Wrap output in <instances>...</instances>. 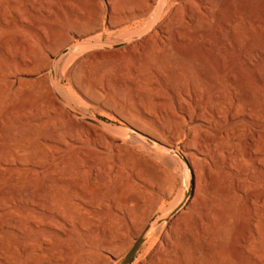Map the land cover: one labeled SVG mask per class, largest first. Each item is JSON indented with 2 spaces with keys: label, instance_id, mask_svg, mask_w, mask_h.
<instances>
[{
  "label": "rangeland",
  "instance_id": "rangeland-1",
  "mask_svg": "<svg viewBox=\"0 0 264 264\" xmlns=\"http://www.w3.org/2000/svg\"><path fill=\"white\" fill-rule=\"evenodd\" d=\"M5 1L0 0V6ZM43 1L19 0L17 15L10 13L12 12L10 6H7V15L4 17V21L0 23V145L14 142L17 145L30 148V152L26 157L22 156L18 159L12 156L11 153L10 157H4L6 161L12 163L6 166L2 165V156L0 155V190L4 189L10 178L21 177L23 168L18 165L19 162L34 159L44 160L50 164L60 163L65 159L71 160L81 155L85 156L84 151L93 148L87 135L80 143L69 142L65 147L49 141L51 135L68 128L64 112L59 111L56 107L50 109V111L43 109L47 112L42 110L45 113L40 119H30L32 116L37 115L38 105L40 104V107L44 108L49 100L43 89L44 84L39 81L40 77L47 73L46 68L43 69L44 63L47 61L50 63L52 60L46 53V50H50L49 42H55L56 39L60 38L59 35L66 33L61 31L62 33H58L59 35L56 34L57 37L52 33L51 36L44 27L35 26V20L38 19L41 23L56 26L57 29L67 27L69 32L65 35L71 39L67 47L77 46L75 50L83 53L82 60L78 64L73 59L69 64L62 63L59 73L55 77L59 84V93L61 91L60 94H63L62 96L69 102L70 108L75 113V119L78 122H82L84 119L85 121L89 120L91 123L92 120L99 122L102 127L94 126L109 135L120 138L130 148L135 146L136 150L133 149L139 155L137 160L141 162V169L134 164L126 165L117 162L121 172L116 175V178H109L108 183H106L107 195L113 192L121 199L133 195L139 201L137 207L131 209L120 208L123 216L119 219L121 225L118 222L117 226L119 225V227L117 228L119 230L116 231L119 232V236L116 238H119V240H115L112 236L113 240L111 238L112 234L106 231L103 234L94 235L90 229L88 231L91 235H88V238L84 236L85 231L78 233L76 241L73 243L80 246L81 250L77 264H118V261L128 250H125L124 245L123 247L119 244H122V242L124 244L128 238L127 240L131 242V246L142 229L148 223L158 221L180 197L183 199L191 196V203L179 218L170 221L173 224L167 221L158 226L161 233L157 239V244L164 241V239L170 240L169 243H174L181 230L191 236L193 243H202L205 238L202 233H196V227L197 222L204 221V216L210 213L207 201L210 195H214L213 197L217 202L216 208H218L217 211L220 215L231 210L230 233L232 238L238 239L241 227L248 224V216L251 214L246 204L247 192L252 190V192L255 191L256 193L257 191L261 195L264 193V167L260 170L259 177L254 164L245 161L242 157L249 149L248 135L254 129L252 127L254 123L246 117L230 121L228 112L223 108L220 109L208 98L207 88L201 81L198 83L201 95L198 100L191 93L194 74H190V77L187 74L186 65L189 63L178 62L177 64L174 63V66L172 64L168 65L169 67H166L165 70L167 71L169 68L167 72L172 70L171 73L175 72L174 74H177L174 79H169L167 75L162 74L158 62L152 56H149L150 53L146 49L152 48L151 50L164 51L168 47H175L176 50L178 49V54L184 56H192L191 54L195 52L196 54L193 56L204 57L205 60L203 61L206 65L213 66L216 65L215 62L213 63L211 58L202 54L199 50H213L216 45L215 50H229L230 52L227 58L223 60L225 64L241 66L243 62L236 55V50L245 52L252 46L254 38L258 37L259 39H257L261 44L258 48L255 47V50L258 51L254 55L251 65L256 66V69L264 78V51H262L264 50V0H250L245 3L236 2L232 5L233 8L231 7V13L228 10L225 11L221 6H211L212 11L218 13L219 20L217 22L211 19L207 21L205 31L210 35L211 39L209 40L206 37H201V39L191 37L194 28L187 21L188 8L182 4L183 2L173 3L174 6L167 19L170 23L178 22V27L180 26L178 34L169 30L167 26H163L155 29L148 40H143L135 36L155 21L151 16L152 12H145L141 17L130 19L128 22L109 25L106 20L109 8L105 0H99L101 4L99 8L100 17H105V21L104 19L99 21L100 26L91 29L85 26V17L87 16L86 11L90 13V8L87 7L90 6L92 0H62L66 1L69 9L65 21H62L59 16L57 17L54 11V6H57L61 0H45L47 4H52L51 14L53 16L48 21L45 16L42 17L41 14L34 13L33 5H38ZM137 2L139 5H136ZM109 3L112 7L115 5V16L121 14L126 8L135 9L137 6L148 4L146 0H109ZM121 3H123V6H121ZM199 9L201 8L199 7ZM174 10L175 13H173ZM241 14L243 22L245 25L247 24V30L256 37L252 38V36L250 38L244 35L239 45L232 36L224 37L223 30L224 25L231 21L232 16ZM17 17L24 21L23 24L18 25L16 23ZM256 20L259 21L258 24ZM132 37H135L134 43H129L133 40ZM120 41H126L130 45L125 49L117 50L118 53L116 51L105 52V50H114V45L120 43ZM114 52L115 54H112ZM36 59L38 60L36 61ZM22 60L39 62L37 64L39 70L33 69L31 72L33 76L23 78L25 82L30 84L29 86H18L16 83L20 77L15 75L14 71L19 68L18 63ZM203 61L202 63H204ZM140 65L150 72L158 73L161 71L162 75L159 77V89L157 91L137 84L135 70ZM78 68L83 69V72L79 73ZM69 69L71 73L68 72ZM246 74L244 77L248 81L251 80L250 73ZM179 78L181 81H178ZM182 87L190 92V98L184 99L178 107L171 90ZM141 91H145L149 101L148 110L150 111L141 106ZM258 92L264 96V86L259 88ZM168 96L169 98H167ZM217 112H220V114ZM260 126L262 130H259V132L262 134H259L258 138L264 146V122ZM127 130H135L146 134L150 137L149 141L158 142L167 148L173 149L183 157L184 155L192 156V165L189 167L186 161L185 164H182L177 158L170 157L150 147L146 142L132 144L130 138L123 135L128 133ZM232 138H240V142H233L231 141ZM256 156L258 155L256 154ZM4 158L3 161H5ZM56 182L52 180V187L58 189L59 185ZM76 182L78 185V181ZM131 182H134L132 187L129 185ZM40 183L41 181L38 182L39 185ZM79 185L84 190L85 180L79 181ZM63 188L61 194L68 196L69 188ZM242 190H246L247 195ZM93 193V191H90V195H94ZM231 199H233L232 202H230ZM128 215L134 217L132 225L127 221ZM157 234L155 233L154 237H157ZM150 236L151 234L145 236V241L148 240L143 243L130 264L145 262L149 251L148 241ZM167 236L168 239H166ZM103 241L106 242L105 245H101ZM107 242L109 243L107 244ZM1 243L2 241H0ZM95 244L97 247H92ZM102 246L105 247V252ZM107 249L109 250L107 251ZM144 253L145 255H143ZM141 259H144V261ZM202 261L205 263V258ZM59 263L49 261L42 264Z\"/></svg>",
  "mask_w": 264,
  "mask_h": 264
},
{
  "label": "bare ground",
  "instance_id": "bare-ground-1",
  "mask_svg": "<svg viewBox=\"0 0 264 264\" xmlns=\"http://www.w3.org/2000/svg\"><path fill=\"white\" fill-rule=\"evenodd\" d=\"M105 1L109 8L106 16L109 25L120 24L125 21L128 22L130 19L141 17L145 12L153 13L151 16H153L155 21L150 26L148 25L143 31L141 29L142 32H138L139 34L135 36L143 40H148L151 33L158 27L167 26L169 30L177 33L180 27H178V22L175 21L170 23L167 19L174 6L173 3L183 2L182 4L186 5L188 8L187 21L194 28L191 37L197 39L206 37L209 40L211 39L210 35L205 31L207 21L209 19L215 20L216 22L219 20L218 13L212 11L211 6H221L225 11L228 10V12L231 13V7L234 3H245L250 0H146L148 2L146 6L140 4L141 6H137L135 9L126 8L118 16L114 15L115 5L112 7L109 0ZM18 2L19 0H6L1 4L0 23L4 21V17L7 15V6H10V10L12 11L10 13H17ZM123 3H121V6H123ZM51 5L47 4L44 0L38 5H33V12L41 14L42 17L45 16L48 21L53 16V14H51ZM100 5L99 0H92L90 6H86L90 8V13L86 11L85 26L95 29L100 26V23H98L99 21L103 19L105 21V17H100ZM136 5H139V3ZM199 7L201 9H199ZM175 10L173 13L176 12ZM54 11L57 17L59 16L62 21H65L66 15L69 12L66 1L64 2L61 0L58 2V5L54 6ZM39 17L41 18V16ZM82 21L84 20L82 19ZM23 22L24 21L19 17L16 18V23L18 25L23 24ZM256 22L258 24L259 21L256 20ZM35 24V26L44 27L51 36L54 34L57 37V35H59L58 33H62L61 31L66 33L59 35L60 38L58 40L55 37V42H49L50 50H46V53L52 60L50 63H48V61L44 63L43 69L46 68L47 73L43 77H40L39 80L40 83L44 84L43 89L48 95L49 100L44 108H41L39 104L37 115L34 117L32 116L30 119H40L45 112L56 107L59 111L64 112L68 128H65L66 130L64 129V131L61 129L62 131L54 132L55 134L52 132L53 135L49 137V141L51 143H57L61 147H65L69 142L75 144L80 143L82 139L85 138V135H87L92 142L93 148L91 150H85V156L81 155L71 160L65 159V161L60 163L50 164L48 162L46 163L44 160L34 159L26 162H19L18 165L23 168L21 177L10 178L9 181H7L9 183L5 184L4 189L2 188L0 190V241H2L0 244V264H42L49 261L60 262L59 264H77L78 255L81 250L80 246L74 245L73 243L76 241L78 233L85 231V235H83L87 237L91 235L88 231L90 229L92 230L91 233L94 235H99L98 233L103 234L106 231L112 234L111 238L114 236L115 240H119V238L116 239L117 236H119V232L117 233L116 231L119 230L117 228L119 227L117 224L121 222H119V219L123 216L120 208L124 207L131 209L137 207L139 201L133 195H129L123 199L118 198L119 196L113 192V195L111 193L107 195L106 193L108 190L106 188V183H108L107 181L109 178L114 179L116 175L121 172V168L117 165V162H122L126 165L134 164L139 169H141V162L137 160V156L139 155L135 153V146H133L135 150L130 148V146L124 143L120 138L105 133L97 126H94L89 120L85 121L84 119L82 122H78L75 119V113L70 108L69 102L62 96L63 94H60L61 91L59 93V84L58 81L55 80V77L59 73L62 63L69 64L73 59L75 63L78 64L82 60L83 53L79 52V50H75L77 46L67 47L71 40L66 36L69 32L67 27L57 29L55 28L56 26H51L49 23H41L38 19L35 20ZM246 25L243 22L242 14L237 16L234 15L231 21L224 25L223 36H232L237 44L241 42V38L244 35L250 38L252 36V38L256 37L253 34L251 35ZM135 37H132L133 40L129 41V43H134ZM257 38H254V40L252 39V46L245 52L236 50V55H238L243 62L241 66L225 64L223 60L227 58L230 52L229 50H215L216 45L213 47V50H199V52L211 58L213 63L215 62L216 65L213 66L206 65L203 61L205 60L204 57H202V59L198 58L200 56H193L196 54L195 52L194 54L190 53L192 56L180 55L177 52L178 49L176 50L175 47H168L164 51L158 49L151 50V47V49L146 50L150 53L149 56H152L158 62L162 69V74L167 75L169 79H174L177 74L175 75V72L171 73L170 71L172 70L167 72L169 68L167 71L165 68L169 67L168 65L172 64V66H174L178 62L189 63L186 65L188 69L187 74H189V77L190 74H194L191 84V93H193L198 100L201 97L198 83L201 81L207 88L208 98L219 106L220 109L223 108L228 112V119L230 121L246 117L254 123L252 126L254 129L251 131V134L248 135L249 149L242 157L245 161L254 164L257 168V176L260 177V170L264 167V146L260 142L258 136L260 134L259 130H262L260 125L264 122V96L258 92V89L264 86V78L259 70L256 69V66L253 67L251 65L252 59L258 51L255 50V47L258 48L261 44L258 41L259 38ZM220 41L222 42V40ZM129 43L120 41V43L114 45V50H105V52H117V50L127 48L130 45ZM161 46L163 45L161 44ZM191 52L193 51L191 50ZM112 54H115V52ZM30 60L20 61L18 63L19 68L14 71V74L21 78L16 82L18 86H29L30 84L25 82L23 78L33 76L31 73L33 69L39 70L37 68L39 67V65H37L39 62H36L38 59H36V61H33L34 59L32 61ZM202 61L204 63H202ZM140 66L135 70L137 84L157 91V89H159V77L162 75L161 71L159 70L160 72L158 73L150 72L146 70L144 66ZM70 69L68 71L69 73H71ZM78 69L79 73L83 72V69ZM246 73H250L252 76L251 80L248 81L247 78L244 77ZM178 81H181V79L179 78ZM184 87L180 89L173 88L171 90L178 107L184 99L190 98V92ZM141 96V106H144V108H147V111H150L148 110L149 101L145 91H141ZM167 98H169V96ZM42 110L45 112L43 113ZM41 111L42 113H40ZM217 113L220 114V112ZM221 113L223 114L224 112ZM127 132L128 133H124L123 135H127L132 144L144 142L140 139L139 135H142L146 139H150L146 134L135 130H127ZM231 141L240 142V138H232ZM5 145H0V155L2 156V165L4 166L12 164L4 158L8 157L10 153L12 156L19 159L22 156L26 157L30 152V148L24 145H17L14 142ZM256 154L258 156H256ZM3 158L5 161H3ZM184 158L190 167L193 163L192 156L184 155ZM52 180L58 182V189L52 187ZM82 180H85L84 190L81 188V185H79V181L82 182ZM39 181H41L40 185L38 184ZM76 181H78V185ZM129 185L130 187L134 186V182H131ZM63 187L69 188L68 196L61 194V191L64 190ZM90 191H93L94 195H90ZM242 192L245 194L247 191L242 190ZM247 193L246 204L251 214L248 216L245 213V215L249 217L248 224H243L245 226L241 227L238 239L232 238L230 233L231 210L220 215L219 211H217L218 208H216V199L213 197L214 195H210L208 200L206 199L209 203L208 210L210 213L204 216V221H198L196 227V233H202L205 238L202 243H193L191 236L187 232L181 230L176 236L174 243H169L170 240L167 241L164 239V241L157 244V239L160 237L161 232H159L158 226L152 227L145 235L151 234L148 241L149 251H146L147 259L140 264H264V193L261 195L257 193V191L256 193L255 191L252 192V190ZM180 198L159 218V221L167 218L169 222H172L181 216L183 211L188 208L192 198L191 196H187L183 199ZM232 201L233 199L230 200V202ZM133 218V215L127 216V221L131 225ZM155 233H158L157 237H154ZM95 238L97 239V237ZM114 238L112 239L114 240ZM127 239L124 244L123 242L119 244L122 246L124 245L126 247L125 250H129L132 246H130L131 242ZM166 239H168V236ZM146 241L144 239V242ZM108 243L109 242H107V244ZM133 243L134 242H132V244ZM105 244L106 242L103 241L101 245ZM109 246H107V248H109ZM92 247L96 248L97 246L95 244ZM102 248L104 250L105 247L102 246ZM100 250L103 251L102 249ZM108 250L109 249H107V251ZM143 255H145V253ZM103 258H101V260H103ZM203 258H205V263L202 261ZM144 259L141 260L144 261Z\"/></svg>",
  "mask_w": 264,
  "mask_h": 264
},
{
  "label": "water",
  "instance_id": "water-1",
  "mask_svg": "<svg viewBox=\"0 0 264 264\" xmlns=\"http://www.w3.org/2000/svg\"><path fill=\"white\" fill-rule=\"evenodd\" d=\"M92 123L94 125H97L99 127H102V125L99 122H96L94 120H92ZM140 139L144 142H146L150 147L170 156V157H174L177 158L182 164H185V159L184 157L176 152L173 149L167 148L164 145L158 143V142H151L148 139H146L145 137H143L142 135H139ZM168 219L166 218L163 221H155L152 223H148L142 230V232L140 233L139 237L134 241V243L132 244V246L130 247V249L126 252V254L118 261V264H130L131 261L133 260V258L135 257V255L139 252V250L141 249V246L144 243V239H145V235L147 234V232L149 231L150 228L152 227H157L160 224H162L163 222H167Z\"/></svg>",
  "mask_w": 264,
  "mask_h": 264
}]
</instances>
